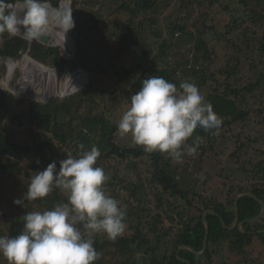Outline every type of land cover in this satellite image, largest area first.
<instances>
[{
  "label": "trees",
  "instance_id": "trees-1",
  "mask_svg": "<svg viewBox=\"0 0 264 264\" xmlns=\"http://www.w3.org/2000/svg\"><path fill=\"white\" fill-rule=\"evenodd\" d=\"M94 1L96 2V0ZM171 1H117V12L127 16L123 35H114L119 42L118 54L131 53L132 57L129 68L122 67L118 69L113 62L107 67L102 66V63L90 66L85 62L80 37L86 35L87 32L98 29L103 21L99 22L94 15L91 17L85 13L88 6H92L91 3H87L86 0H73L72 9L73 12L77 13L74 27L80 32L77 39V54L73 60L63 57L59 49H40L39 46H42V44L37 41H34L35 43L30 49V56L37 61H45L47 64L48 60L53 57V64L60 69V74H66L83 67L93 76L91 83L74 96L64 100L55 98L48 103L30 102L26 124L34 137L32 143L24 144L16 141L7 127L0 126V194L11 191V189L6 190L5 188L7 181L11 185L12 182L14 184V179L26 178L28 183L29 177L33 173L43 170L49 163L55 161L58 170L59 162L67 158L69 154L77 156L80 152L79 144H83L85 150H90L95 145L101 152L98 166L102 167L106 174L114 171L113 179L111 177V181L106 185L107 188H110L113 193H116L117 188H119L120 194L115 198L127 197V203L130 206L134 200L137 202H134L137 204L134 205V208L142 207L138 219H134L133 211H128L125 220L128 227L122 236L116 240L105 239L102 241L95 239L94 247L100 255L94 264H140L137 262L136 256L141 251L144 252L143 255L147 257L149 264H187L178 259L177 252L181 246L192 247L198 252L203 250L205 225L202 215L197 218L198 211L203 214L207 210H212L219 215V217L216 214L207 215L210 225L208 247L204 254L207 264H216L220 249L227 242H230L229 251L231 253L233 250L243 252L245 246L253 245L255 238H258L264 245V234H249L264 230V217L259 222L246 223L243 227L245 233H242L239 229L233 231L225 229L221 222L223 219L228 227L234 225V202L239 195L248 193L246 189L231 178L221 177L223 184H228L227 199L221 202L203 201L201 208H196L193 199L188 195L190 190L185 191L180 185L178 172L169 171L170 159L159 152H145L138 145H122L120 143L121 136L117 131V124L113 123L112 119L106 115L105 98L108 99L118 93L120 98L121 96L128 98L142 87L143 79L149 75H156L176 84L177 88H179L180 82L185 80L196 83L205 100L212 103L214 111L219 117H221L220 113L237 105L241 107L242 111H246L241 118L232 119L221 125L218 133L224 126L232 127L236 121L246 120L252 112L258 118L256 119L259 121L258 123L264 126V88L263 91L260 90L261 92L255 95L258 103H260L259 106L245 109L248 101L247 95L252 93L255 87H253L254 85H242L237 80L240 74H247L242 68L244 60L252 61L250 68L256 74H259V70L264 66V36L257 35L249 25L259 27L264 34V0H239L238 2L234 0V3L240 5V9L243 10L239 17L242 18L243 14H247V18L242 21L245 24L242 26L244 30L242 27L236 26L238 21H234L233 24L224 26L222 33L208 25L210 12H202L200 15L201 20H195L196 33L184 32L182 29L183 23H181L183 19L182 11L188 12L189 5L197 0L193 2L192 0H179V15L166 22L167 18L162 17L164 14L162 9L165 5L168 7L167 3ZM202 1H209L211 5L218 0ZM9 2H14V0H9ZM62 6L69 9V0H65ZM238 10L233 8L232 12L236 13ZM188 15L192 17L190 13ZM119 18L120 16H118ZM104 23L106 22L104 21ZM108 24L112 29L116 26L111 21ZM207 26H209V30H207ZM239 29L241 32L243 30L244 33L251 35V38L245 42H235L236 37L232 36ZM46 33H48V29ZM46 33L44 36H47ZM210 33L215 35L213 41H208L206 38L207 34ZM223 35H228L230 41L226 42L222 37ZM180 36L187 37L194 43L193 47L190 48V55L185 56L184 59H180L174 51L175 44ZM2 38L6 40V44L3 49H0V57L17 60L23 55L24 51H27L28 43L20 36L9 37L7 33H4L0 35V39ZM218 47L219 51L224 53L223 59L220 60L217 56L219 53ZM172 59H174V62L177 60L180 66L177 73L170 71L172 66L170 61ZM160 60L166 63L163 69L157 67ZM184 60L187 61V65L182 66ZM30 64L35 65L34 63ZM4 65L8 67L10 72L7 79L10 83L11 75L16 70V62L5 61ZM98 68L103 76H111L116 80L114 92L108 90L98 91V95H96L95 84L97 82L94 76L98 75ZM219 77L225 79L226 84L223 85L227 87L228 95L207 91V85H210V83L217 82L220 85L218 82ZM261 78L264 80V76ZM49 81L51 82V79ZM5 83V81L0 82V86L6 87ZM260 84L262 85V82L258 80L255 86ZM94 88L96 92L91 95ZM104 96L105 98H103ZM128 102L130 103V98ZM20 126L24 125L20 124ZM195 136H200L203 141L206 139L209 142L211 139H216L218 134L213 135L197 128L193 138ZM187 143L191 144V138ZM237 144L239 149L231 156L237 155L236 160L239 161L243 159L242 152L244 151L245 142L244 140H238ZM210 146L202 143L198 150L211 149ZM258 152L260 159L257 161L250 160L249 164L248 162H241L239 169L245 172L249 178L251 183L249 192L264 202V149L262 152ZM145 159L149 160L152 171L147 179H139V186L129 182L126 176L118 172L124 164H126V169L129 168L127 170H135L136 167L131 163L134 160H141L144 163ZM25 162L29 163L28 168L24 167ZM209 180L212 181L213 177L212 179L210 177ZM260 181L261 183L263 181L262 185H258L257 182ZM178 196L186 199L187 208L180 207L176 202H173V198ZM62 202H66V196L59 190L54 189L43 200L28 202L27 204L31 207L25 212L18 214L13 211V213L10 212V217L7 214L4 215L6 230L0 231V236L13 238L19 235L24 224L21 217L27 212H43ZM16 207L20 210L24 208L17 205ZM261 209L260 204L254 198L244 197L240 199V222L257 217ZM191 211L193 214H191ZM166 222L169 223L168 226L165 224ZM168 246L171 248L170 251L160 252L161 248L168 249ZM179 257L188 260L191 264H197L196 255L188 249L181 251Z\"/></svg>",
  "mask_w": 264,
  "mask_h": 264
},
{
  "label": "rangeland",
  "instance_id": "rangeland-1",
  "mask_svg": "<svg viewBox=\"0 0 264 264\" xmlns=\"http://www.w3.org/2000/svg\"><path fill=\"white\" fill-rule=\"evenodd\" d=\"M86 1L87 3H91L92 6H88L87 10H85V13H87L91 17L92 15H94L97 21H103V23L99 25L98 29L87 32L86 35L80 37V40L83 44L82 49L85 62L90 66L102 63V66L105 67L109 66L113 62L118 69L122 67L129 68L132 63L131 53L119 55V42L114 37V35L117 34L119 36L123 35L122 32L126 27L127 21V16H124L123 13L117 12L116 8L118 6V0H96V2L94 0ZM193 1L194 0H192V2ZM235 1L238 2L239 0ZM72 2L73 0H69V9L71 13L73 12ZM204 2L202 0L194 1L189 5L188 12L182 11L183 19L181 23H183L182 29L184 30V32H197L195 30L196 26H194L196 23L195 20H201L200 15L202 12L211 13L209 16L210 21L208 22V25L212 26L213 29H217L219 32L221 31V33L222 30H224V26L233 24L234 21H238V24H236V26H239V28L245 25L244 23H242V21L247 18V14H243L242 18L239 17L243 10L240 9V5L238 6V4L234 3V0H218L216 3H212L211 5L209 1L205 3ZM50 3L53 7L61 6V0H52L50 1ZM167 5L168 7L165 5L162 9V12H164L162 17L164 16L165 18H167L166 22H168L172 17L176 18L180 12L179 0H172L171 2H168ZM233 8H237L239 10L236 11V13H233ZM189 13L192 15V17L188 15ZM118 16H120L119 19ZM104 21L106 23H104ZM110 21L112 24L115 23L116 25L113 29L109 27L108 22ZM249 25L257 35L264 36L259 27H253L252 24ZM209 26H207V30H209ZM242 29L244 30L243 27ZM115 30L117 32H114ZM243 30L241 32L239 29L236 31V33L233 34L232 37H236L235 42L241 43L251 38V35L244 33ZM238 32H240L239 35ZM46 34L50 38V44H42V46H39L40 49H59V52L63 57L68 60H73V58L77 54V39L80 35L78 29L74 27L69 32H67L66 29L60 30L55 21H53V23L48 28V33ZM182 37H178V41L176 42L174 47V51L180 59H184L185 56L188 57L191 53L190 48H192L194 45L192 40L188 39L187 37ZM222 37L226 42L230 41L228 35H223ZM206 38L208 39V41H213L215 39V35L213 33H210L207 34ZM26 42L28 43L26 49L27 51H24L23 55L19 59L12 60L7 57H0V82H6V87H0L6 90L8 93L12 94L11 100L7 102L8 107L0 110V126L7 127L8 131L12 135H14L15 140L24 144L32 143V138H34L28 128V125L26 124L28 121L27 115L30 110V102H41L35 99H39L42 101L45 100V102L41 103H48L55 98L62 100L67 99L74 96L81 89L86 88L91 83L93 77L83 67H79L78 69L72 70L66 74H60V69L57 68L55 64H53V57L48 60V64L45 61L42 62L35 60L30 56L29 50L35 42ZM5 44L6 40L3 38L0 39V49H3ZM217 50L219 52L217 55L219 57L218 60L223 59L224 53L219 51V47L217 48ZM27 56H29L34 61H32ZM5 61L16 62V70L11 75L10 83L8 82L9 80H7L10 72L8 70V67L4 65ZM184 61L185 62L181 64L182 66L187 65V61ZM29 62L34 63L35 65H31ZM170 62L172 63L170 71H172V73H177L180 68L177 60L176 62H174V59H172ZM251 63V60L250 62L244 60L242 63L244 64V66H242V68L244 72H247V74L243 73L240 74L239 77H237V80L242 85H254L253 87H255V90L247 95L248 101L246 103L247 105L245 106V109L247 107L252 108L254 106H259L260 103H258L255 95L263 91L264 88V80L263 78H261L264 76V66L261 67L260 70L258 69L260 74L259 76V74H256L255 71L251 70ZM157 65L158 68L163 69L166 63L160 60ZM98 72V75L94 76L97 82L95 84L97 89L96 95H98V91L101 92L108 90L114 92L116 80H114L111 76H103L99 68ZM41 78H43V82L40 81ZM49 79H51V82L49 81ZM258 80L262 82V85L260 84L259 86H255ZM218 82L221 86L218 85L217 82H214L213 84L210 83V85H207V91L219 94H227V87L223 85L226 84L225 79L219 77ZM32 87L34 88L33 92L31 91ZM36 90H39V92L37 93ZM96 91L94 88L91 95H94ZM103 98H105V96ZM129 98L130 96L128 98H126V96H121L120 98L119 93L115 96H110L108 99L105 98L104 105L106 115L112 119L113 123L118 124L121 115L125 110H127ZM240 108L241 107L237 105L234 108L227 109L226 111L220 113L223 121L222 125L226 124L232 119L235 120L241 118L242 114H245L246 111H242V109ZM256 119L258 118L252 112L251 116H249V118H247L246 120L236 121L235 124L232 125V127L224 126V128L221 129L218 133L216 139H211L209 140V142L206 139L203 141L204 145H211L209 147L211 149H199L194 157L185 156L184 162L182 164H176L169 160L171 164L169 171L178 172L180 185L185 191L190 190L188 191V195L193 199V203L196 208H201V204L203 201L212 200L221 202L227 199L226 194L228 191L226 190L228 189V184H223V180L221 179V177H226L227 179L231 178L235 180L239 185L246 189L248 193H250L249 190L251 187V183L249 181V178L246 176V173L239 168L241 162H248L249 164L250 160L257 161L261 158L258 151L262 152L264 149V126L259 124V121H257ZM20 124H23L24 126H20ZM120 140V143L122 145H135L134 143H132L130 136L120 137ZM238 140H244L245 142L243 146L244 151L242 152L243 159L239 161L236 160L237 155L233 157L231 156L237 149H239L237 144ZM28 165V162L24 163L25 168H28ZM131 165H134L136 169L127 170L129 168L126 169V164H124L118 172L121 175L126 176L129 182H133L135 185L139 186V179H147L148 175L150 176V172L152 171L150 162L148 159H145L144 163H142L141 160H134ZM113 175L114 171H111L107 174L108 180L106 181L104 188L108 194L116 197L119 196L120 189L117 188V192L113 193L110 191V188H107L106 186L108 185L109 181H111V177ZM210 177L211 179L213 177L212 181L209 180ZM6 183V190L11 189V191L0 194V231L6 230L4 215L7 214L10 217V212L13 213V211L21 214L31 207L29 204H27L26 207L20 210L13 203L14 199L20 198L22 194L27 191L28 183L26 178L14 179V184L13 182H10L11 185H9V181H7ZM257 183L258 185H262L263 181L262 183L261 181ZM126 195L128 194L126 193ZM126 199L128 198H118V200H120L121 202V206L125 208L126 213H129L128 211H133L134 219H138V217L140 216L139 211L141 212L142 207L134 208V205H137L134 203L136 201L133 200V203L131 202L132 204L130 206L127 203ZM173 202H176L180 207L183 206L187 208L188 206L186 199L180 196L173 198ZM191 214H193L192 211ZM203 214L198 211L197 218L200 215L203 216ZM165 224L167 226L169 225L168 222H166ZM95 239H100L103 241L108 238L101 235L97 236ZM229 246L230 242H227V244H224L222 249H220V254L216 258V264H264V245H262L261 241L258 238L254 239V243L252 246H245L243 252L233 250V252L231 253L229 251ZM166 250L170 251V246H168V249L161 248L160 252L165 253ZM143 253L144 252L141 251L136 256L137 261L148 260L147 257L143 255ZM196 259L197 264H207V262L205 263L203 260L204 256L198 257L196 255ZM201 261H203V263ZM0 264H8V261L2 255H0Z\"/></svg>",
  "mask_w": 264,
  "mask_h": 264
},
{
  "label": "clouds",
  "instance_id": "clouds-1",
  "mask_svg": "<svg viewBox=\"0 0 264 264\" xmlns=\"http://www.w3.org/2000/svg\"><path fill=\"white\" fill-rule=\"evenodd\" d=\"M63 2L53 7L50 0H0V35L39 41L53 21L69 32L75 25ZM222 122L196 83L185 80L177 88L161 76L149 75L130 96L117 131L121 137L130 136L145 152H159L182 164L184 157H194L203 143L202 137L193 138L195 130L215 135ZM78 148L79 154L61 160L58 170L53 161L33 173L27 191L14 199L15 205L26 207L28 202L48 197L54 189L66 196V202L52 209L22 216L19 235L0 236V255L8 264H94L100 255L94 247L95 238L103 235L116 240L127 230L125 208L105 191L108 176L98 166L101 152L95 145L90 150L83 144Z\"/></svg>",
  "mask_w": 264,
  "mask_h": 264
},
{
  "label": "water",
  "instance_id": "water-1",
  "mask_svg": "<svg viewBox=\"0 0 264 264\" xmlns=\"http://www.w3.org/2000/svg\"><path fill=\"white\" fill-rule=\"evenodd\" d=\"M76 16H77V13L76 12H72V18H73L74 22L76 21ZM40 42L43 43V44H47L48 45V44H50V38L48 36H43L40 39ZM43 78H45V77H43ZM43 78H41L40 81L43 82V80H42ZM40 85H42V84H40ZM31 89H32L31 91L33 92L34 88L32 87ZM36 92L38 93L39 90H36ZM11 98H12V94L8 93L6 90H4L3 88L0 87V110L8 107L7 102L10 101ZM35 100H38V101H41V102H45V100L44 101L39 100V99H35ZM244 197L254 198L256 201H258V203L260 204L262 209H261V213L257 217H255L253 219L246 220L244 222H240L239 201H240V199H242ZM234 210H235V223H234V225L232 227H228L223 219L221 220L222 225H223V227L225 229H228L230 231H233L235 229H239L242 233H245L246 231L243 229V227H244V225L246 223H256V222H258L259 220H261L264 217V202L262 200L258 199L252 193L241 194V195H239L237 197V199L234 202ZM208 214H216V213L214 211H212V210H207L203 214V222H204V225H205V237H204L203 250L198 252L192 247L181 246L179 248L178 252H177L178 259L180 261L185 262L187 264H191L188 260H185V259H182V258L179 257V254H180V252L183 249H188V250L192 251L198 257H201V256H203L206 253L207 247H208V238H209V234H210V225H209V222L207 220V215ZM216 215L219 217L218 214H216ZM249 234H253V233H249ZM256 234H264V230H259V231L256 232Z\"/></svg>",
  "mask_w": 264,
  "mask_h": 264
},
{
  "label": "crops",
  "instance_id": "crops-1",
  "mask_svg": "<svg viewBox=\"0 0 264 264\" xmlns=\"http://www.w3.org/2000/svg\"><path fill=\"white\" fill-rule=\"evenodd\" d=\"M235 223V222H234ZM253 234H256V232H253ZM184 250V249H183ZM182 250V251H183ZM204 256V255H203ZM204 260V262L206 263V260L205 259H203ZM146 260H140V261H137L138 263H140V264H149V263H147V262H149L148 260L145 262ZM202 263H203V261H201Z\"/></svg>",
  "mask_w": 264,
  "mask_h": 264
},
{
  "label": "bare ground",
  "instance_id": "bare-ground-1",
  "mask_svg": "<svg viewBox=\"0 0 264 264\" xmlns=\"http://www.w3.org/2000/svg\"><path fill=\"white\" fill-rule=\"evenodd\" d=\"M65 1V0H64ZM27 57H29V56H27ZM30 58V57H29ZM10 59V58H9ZM31 59V58H30ZM13 60V59H12ZM31 60H33V59H31ZM34 61V60H33ZM36 62V61H35Z\"/></svg>",
  "mask_w": 264,
  "mask_h": 264
},
{
  "label": "flooded vegetation",
  "instance_id": "flooded-vegetation-1",
  "mask_svg": "<svg viewBox=\"0 0 264 264\" xmlns=\"http://www.w3.org/2000/svg\"><path fill=\"white\" fill-rule=\"evenodd\" d=\"M38 43H41V42H39V41H37ZM41 44H43V43H41ZM44 45V44H43ZM8 58V57H7Z\"/></svg>",
  "mask_w": 264,
  "mask_h": 264
}]
</instances>
